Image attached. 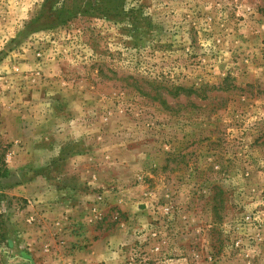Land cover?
I'll use <instances>...</instances> for the list:
<instances>
[{"label":"rangeland","instance_id":"374dc122","mask_svg":"<svg viewBox=\"0 0 264 264\" xmlns=\"http://www.w3.org/2000/svg\"><path fill=\"white\" fill-rule=\"evenodd\" d=\"M0 264H264V0H0Z\"/></svg>","mask_w":264,"mask_h":264}]
</instances>
